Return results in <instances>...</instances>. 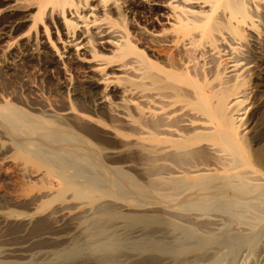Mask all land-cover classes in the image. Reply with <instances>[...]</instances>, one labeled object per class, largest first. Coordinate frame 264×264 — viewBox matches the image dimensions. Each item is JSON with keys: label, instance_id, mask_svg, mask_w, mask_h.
Wrapping results in <instances>:
<instances>
[{"label": "rangeland", "instance_id": "obj_1", "mask_svg": "<svg viewBox=\"0 0 264 264\" xmlns=\"http://www.w3.org/2000/svg\"><path fill=\"white\" fill-rule=\"evenodd\" d=\"M36 11L31 0H0V251L24 241L30 252L9 257L15 261L19 257L18 264H264V197L218 196L207 207L195 203L200 197L181 200L183 193L164 201L152 199L160 196L152 188L159 176H149L141 144H132L127 135L129 107L134 105L131 96L114 80L109 84L122 92L107 98L104 105L99 103L87 86L98 81L101 91L109 85L103 80L106 67L99 62L108 53L94 56L88 51L83 57L79 54L83 50L74 51L75 40L69 43L75 33L86 31L87 36L93 25L81 24L83 12L78 14L73 6L47 3L41 18L31 16ZM170 21L163 19L164 25L156 28H167ZM243 42L251 60L256 53L264 60V45L251 48ZM209 44L204 46L210 50L208 58L223 64L225 52L219 49L229 50V43L219 38ZM65 52L78 56L81 64L67 60ZM254 79L250 76L245 85L247 96L242 97L239 112L246 141L252 140L247 141L248 149L264 153V102L259 106L253 98V90L259 89ZM11 110L22 114L13 120V128L6 118ZM25 151L42 156L47 165L25 159ZM52 170L98 193L92 199H79L67 190L59 199L61 182ZM256 176L264 185V164L257 167ZM229 200L237 202L225 206Z\"/></svg>", "mask_w": 264, "mask_h": 264}, {"label": "bare ground", "instance_id": "obj_2", "mask_svg": "<svg viewBox=\"0 0 264 264\" xmlns=\"http://www.w3.org/2000/svg\"><path fill=\"white\" fill-rule=\"evenodd\" d=\"M31 1L37 7L36 15L31 14V16L36 18H41L47 3L60 8L68 5L73 6L77 13L83 12L79 15L81 24L83 23L84 26L93 25V28L88 30L87 36L83 35L86 31L75 33L73 39H68L69 43L75 40L74 51L83 50L79 52V54H83V57L86 53L90 54L88 51H91L94 56L95 54L108 53V56H99L101 58H98L100 64L106 67L103 80L108 84L117 80L123 84L122 91L131 96L128 97L132 99L134 105L129 107L131 120L130 126L126 127L127 135L131 137L132 144H141L143 157L147 160L148 172H146L149 176H159L157 181L152 183V188L154 191L158 190L160 196L152 199L164 201L171 196L173 198L174 195L183 193L181 200L190 199L193 196L200 197L195 203L207 207L210 205V200L218 196L229 198L244 194L264 197V185L258 182L256 176L257 167L264 164V153L261 149H248L247 141L250 137L246 141L247 137L242 132L244 125L242 112H239L240 109L243 110L239 108L242 97H245L247 93L245 85L252 75L255 78L253 83H257L256 87L259 88L253 90V98H256L255 101L257 104L259 103V106L264 102V60L257 53H253L254 60H251V55L249 56L247 53L248 49L242 47L245 44L243 40L246 41L247 47L251 48H255L258 44L264 45V36H261V34L264 35V0ZM201 4H206V8L204 9ZM55 8L57 9V7ZM22 14L25 17L24 13ZM163 19L171 20V23L166 22L167 28L164 26L157 29L156 25L159 23L164 25ZM74 24L77 25L76 22ZM153 32H156V35H153ZM219 38H225L229 43V50L219 47L220 51L225 52L226 58L221 65L220 61L216 62L212 57L208 58L210 56L206 52H210V50L204 49L206 43L215 44ZM67 55L69 57L66 59H72L74 64H81V59L72 55V52L71 54L68 52ZM111 63H114L113 66H109ZM98 83V81L91 82V86H87V88L89 87L88 93L91 92L95 97L97 96L96 100L103 105L107 98H114L119 96V92H122L119 91L118 86L112 84L106 85L101 91H98L99 87H96ZM258 83H262V85ZM251 89L253 88L251 87ZM259 94L262 96V101ZM92 97L94 98V96ZM20 115L22 114L18 111L11 110V113L6 116L12 128L14 127L12 126L13 120L19 119ZM121 127L123 128V126ZM21 153L20 156H22ZM28 153L29 151L27 155L25 154L27 157L25 159H33L38 164H46L47 161L42 156ZM134 157L133 155V160ZM45 168L50 169L48 166ZM52 171L53 175L55 172ZM48 172H51V169ZM115 172L118 176H124L120 171ZM55 174L61 182V184L59 183L61 187H58V191L56 190L59 199L67 190H71L74 196L79 199H92L98 193L86 183L74 181L70 175L62 172ZM145 176L148 177L147 174ZM215 189H219V192ZM104 194L112 193L106 191ZM235 202L237 201L229 200L224 204L231 206ZM217 203L222 205L219 201ZM17 228L19 227L17 226ZM67 230L69 231V229ZM62 231L63 234L66 232ZM29 238L28 240H30ZM23 243L21 241V244L5 246L0 251V264H18L19 257L17 261L9 257L21 255L22 251L26 252L25 250L29 248L26 247L24 241ZM141 246L143 245L141 244ZM144 250L148 251L145 248ZM22 257L20 256V258Z\"/></svg>", "mask_w": 264, "mask_h": 264}]
</instances>
